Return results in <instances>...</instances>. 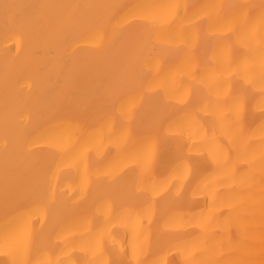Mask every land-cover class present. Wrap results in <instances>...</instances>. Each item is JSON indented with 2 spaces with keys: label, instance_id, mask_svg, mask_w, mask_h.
<instances>
[{
  "label": "snow or ice",
  "instance_id": "6c2138e0",
  "mask_svg": "<svg viewBox=\"0 0 264 264\" xmlns=\"http://www.w3.org/2000/svg\"><path fill=\"white\" fill-rule=\"evenodd\" d=\"M180 8L183 16H176L166 30L157 27L160 9ZM192 9L191 14L188 10ZM51 10H57L55 16ZM105 10V11H97ZM223 14V15H222ZM142 19L151 22L149 31H130L133 25L129 19ZM0 23L7 32L21 34L33 31L40 38L48 40L58 49L56 63L60 62V49L65 45L78 43L75 29L87 25L98 32H111V42L115 47V57L127 67L138 68L142 74L155 67V60L182 52L185 56L187 74L195 83L187 88L178 89L177 103L154 102L156 118L152 125L134 132L131 126L126 132L115 137L117 147L126 146L133 135L153 139L156 144L172 141L176 153L183 165L179 170L178 183L152 179L153 170L162 163L157 150L147 154L128 153V159L141 168L139 187L147 194L161 196L159 201L146 199L127 209L123 216L113 219L132 225L131 247L135 264H169L166 259L151 261L138 258L152 247H161L162 236L180 237L184 232L185 204L195 203V197L205 198V209L193 216L189 224L195 223L200 236L190 240H178L167 244V251L176 250L183 257L180 264H264V0L259 4H184L158 5L153 3H135L131 5L109 4H30L23 0H14L0 4ZM240 23V27L234 25ZM207 26L209 39L204 32ZM222 25L231 35L242 33L241 48L224 43L230 37H216L214 30ZM258 42L257 49L254 47ZM211 49L216 63L210 65L207 52ZM227 74V79H225ZM199 77L197 81L196 78ZM72 74L69 72L65 87L56 95L50 105L47 119L50 121L48 144L59 148L63 136L72 129H78L88 118L96 119L107 128L108 113L96 103L87 105L83 110L73 111L71 105L74 96L71 88ZM165 96L167 84L163 85ZM8 83L5 80V111L3 141V192L6 209L9 198L16 192L31 197L39 207L38 211L51 216L53 220L62 209L51 205V180L48 161L30 164L28 178L15 185L10 181L9 165L11 158L18 156V137L10 131V103L7 95ZM143 89V83L134 74H126L118 88L111 86L104 95L111 98L114 107L126 89ZM152 101L153 98L149 97ZM207 101V102H205ZM60 106L67 111L61 112ZM259 112L260 124L252 127L250 120ZM182 113V115H177ZM202 114V115H201ZM202 121L213 128L211 137L203 131ZM219 128L221 134H216ZM203 133V134H202ZM107 139L112 140L109 134ZM259 142V149L254 142ZM258 153V154H257ZM53 162L55 156L53 155ZM240 165L252 170L245 178L239 179L237 170ZM259 167V194L253 188L256 185L254 170ZM175 173V169H173ZM206 173V174H205ZM235 186L239 192L221 193V185ZM195 185V187H193ZM191 192L192 200H188ZM226 204L227 220L221 222L214 211L220 203ZM18 215L15 221L5 225V234L0 240V251L10 257V264H34L30 259L39 245L33 232L22 226V222L32 215L17 203ZM111 205L105 203L101 211L108 212ZM220 215H223L221 213ZM157 217L163 221L160 234L153 237L150 231L143 229V220ZM257 217L259 227L257 228ZM234 229V231H233ZM65 231L74 234L75 228L69 225ZM58 233H50L51 235ZM259 238V261L251 258L255 254ZM79 251L84 259L77 262L71 253L65 252L68 259H44L35 264H133L127 258L125 243L119 249L106 247L105 231L92 232L78 236ZM76 245L74 244L73 250ZM241 252L245 255L226 261L216 259L225 252Z\"/></svg>",
  "mask_w": 264,
  "mask_h": 264
},
{
  "label": "bare ground",
  "instance_id": "6f19581e",
  "mask_svg": "<svg viewBox=\"0 0 264 264\" xmlns=\"http://www.w3.org/2000/svg\"><path fill=\"white\" fill-rule=\"evenodd\" d=\"M14 2V0H0V4ZM30 4H135L153 3L158 5H184V4H259L260 0H23ZM57 10H51L55 16ZM105 11V10H97ZM192 9L188 10L190 15ZM183 16L180 8L160 9L157 27L166 30L176 16ZM223 15V14H222ZM133 25L130 31H149L151 22L142 19H129ZM240 23L234 25L239 28ZM204 32L208 33L207 26ZM216 37H230L222 40L231 43L242 51V33L231 35L223 30L222 25L214 30ZM78 43L70 47L65 45L60 49V62L57 64L58 49L48 40L40 38L33 31L21 34L5 31L0 23V240L5 234V225L15 221L18 215L17 203L24 210H31L32 215L22 222V226L33 232L38 242V249L33 251L30 259L34 264L44 259H68L65 252L71 253V258L77 262L85 257L79 251L78 236L87 235L89 231H105L107 235L106 247L119 249L127 243V258L133 259L131 247L132 225L113 219L114 216H123L125 211L146 199L159 201L160 195L145 193L139 185L141 168L137 163L128 159V153L136 152L147 154L154 149L158 151L162 163L153 170L152 179L155 181H167L171 184L178 183L174 176L178 177L183 162L176 153L175 144L172 141L156 144L148 137L133 135L129 143L123 147H117L115 137L126 132L131 126L134 132L152 125L156 118L154 102L177 103L178 89L187 88L195 83L192 76L188 75L185 56L182 52L174 53L165 58H157L155 67L150 72L142 74L138 68L127 67V61L122 64L115 53V45L111 42V32H98L87 25H79L75 29ZM254 47L257 49L258 42ZM206 60L210 65L216 63L213 52L208 50ZM71 72V88L74 103L73 111L83 110L87 105L96 103L108 113L107 128L103 123L93 119H85L78 129H72L63 136V143L59 148L53 149L47 142L50 130V121L47 113L56 95L65 87L66 78ZM126 74H134L143 83V89H126L119 97V103L114 107L111 98L104 95L110 86L118 88L122 78ZM227 79V74H225ZM5 80H7V95L10 103L9 125L10 131L18 137V156L14 155L10 160V181L15 185L23 183L28 178L30 164L48 161L49 176L51 180V205L53 208L62 209L55 220L51 216L38 211L39 205L31 197L16 192L9 198V206L5 207L3 192V141H4V111H5ZM196 80H199L197 76ZM167 84L168 95L165 96L164 84ZM149 97L153 98L152 101ZM207 102V101H205ZM61 112L68 110L66 106H60ZM182 115V113H177ZM202 115V114H201ZM252 127L260 124L259 112L256 111L255 119L250 120ZM203 131L209 137L213 134L210 123L202 121ZM216 134H221L217 128ZM111 134L112 140L107 139ZM203 134V133H202ZM257 150L259 142H254ZM258 154V153H257ZM53 155L55 162H53ZM175 169V173L173 172ZM252 171L244 165L237 170L238 180L243 179ZM256 185L253 191L259 194L260 170H255ZM206 174V173H205ZM195 187V185H193ZM221 193L239 192L237 185H221ZM188 200H192L189 192ZM195 203L185 204L182 211L185 213L184 232L180 237L162 236L164 244L157 248L152 247L146 254L140 253L141 260L166 259L169 264H180L183 257L173 250L167 251L169 242L178 240H190L200 236V229L195 223L189 224L193 216H198L205 209V198L202 195L195 197ZM108 203L111 210L101 211L102 205ZM217 218L221 222L227 220L228 209L225 203L214 209ZM223 213V215H220ZM75 228L74 234L65 231L69 226ZM143 229L150 231L153 237L160 234L163 229V221L157 217L143 220ZM259 218L257 217V228ZM234 231V229H233ZM50 233L52 234L49 240ZM257 248L251 257L259 261V238L255 240ZM74 244L76 245L73 250ZM245 255L241 252L218 254L216 259L230 260ZM0 264H10V257L0 251ZM135 264V259H133Z\"/></svg>",
  "mask_w": 264,
  "mask_h": 264
}]
</instances>
